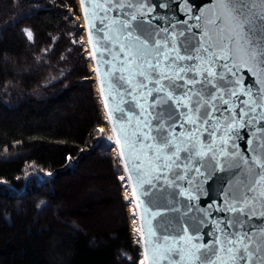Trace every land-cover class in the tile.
Segmentation results:
<instances>
[{"label":"snow or ice","instance_id":"6c2138e0","mask_svg":"<svg viewBox=\"0 0 264 264\" xmlns=\"http://www.w3.org/2000/svg\"><path fill=\"white\" fill-rule=\"evenodd\" d=\"M153 3L155 9L173 11L171 0ZM207 3L212 7L201 12L202 5L193 4L186 20L159 27L154 17L147 18L155 9L144 0L92 5L99 20V27L92 24L96 46L103 47L99 55L115 92L111 99L120 100L109 121L119 113L116 119L131 128L133 147L139 146L136 177L156 173L141 184L142 196L148 197L140 200L145 219L151 216L142 264H148L149 248L152 264L157 258L161 264H264V0ZM81 6L87 23L89 5L81 0ZM109 13L114 14L110 22ZM242 74L255 81L245 87ZM241 129L248 131L241 135ZM120 131L127 143L128 129L122 124ZM234 137L244 140L243 159L231 147ZM218 152L225 159L234 156L232 176L242 175L239 187L228 193L231 203L216 222L211 243L203 239L207 232L195 235L199 224L192 226V235L187 227L175 231L154 225L160 213L151 212V196L158 182L178 187L192 171L211 177L222 167ZM242 165L247 166L243 171Z\"/></svg>","mask_w":264,"mask_h":264},{"label":"trees","instance_id":"16d2710c","mask_svg":"<svg viewBox=\"0 0 264 264\" xmlns=\"http://www.w3.org/2000/svg\"><path fill=\"white\" fill-rule=\"evenodd\" d=\"M76 10L0 0V264L142 259Z\"/></svg>","mask_w":264,"mask_h":264},{"label":"water","instance_id":"95a60500","mask_svg":"<svg viewBox=\"0 0 264 264\" xmlns=\"http://www.w3.org/2000/svg\"><path fill=\"white\" fill-rule=\"evenodd\" d=\"M80 17L82 20L81 30H84L85 39L87 43V50L90 57V63L93 69V79L96 82L101 106L107 120L108 126L111 131V143L114 144L117 151L118 157L120 159L121 168L124 174V177L127 181V185L130 192V197L132 200L137 228L143 231L144 236L141 238V231H138L139 242L141 246V255L142 261L145 259V248L148 246V231H147V219H151V216H148L145 219V213L143 211V205L140 203L141 199H148V197L142 196V187L141 184L155 177L156 173L152 172L150 175L143 176L138 179L133 171L137 156H138V147H133L132 137L130 135L131 128L126 122L116 119V116L119 113L113 114V119L109 121V114L113 112V109L120 104L119 97L115 100L111 99L112 96H115V92L109 87L110 83V74L107 70V65H105L103 59L100 57V52L103 51V47H97L96 42L99 39L98 34L95 29L92 28V24H96L99 27V20L96 15V9L92 7L100 0H85V4H88V22L85 20V8L81 6V0H76ZM165 4L168 3V0H163ZM173 5V11L169 12L168 8L162 7L155 9V4L153 0H144V3L155 9L150 17H147L152 20L154 26H163L167 25L169 21L175 24L177 21H183L187 19L186 12L189 8L195 5H202L201 12L207 8H211L212 5L207 3V0H171ZM113 13H109V22L113 18ZM91 35L93 44H89V36ZM95 52L96 56L93 58L92 53ZM241 80L244 82V86L247 87L249 83L255 81V77L249 78L245 75H241ZM103 88V95H102ZM105 103L108 104V108H105ZM135 124V121L132 122ZM128 129L129 138L127 143H125L124 135L121 133V126ZM115 129V131L113 130ZM248 130L241 129V135L245 134ZM250 135V134H249ZM120 140V143H117V140ZM234 143L231 147L234 148L235 153L240 154L241 158H244V140L233 138ZM218 159L221 161L222 167H217L212 176L208 175V172H204V175L201 176L199 173L194 171L189 172L187 179L181 181L178 187H173L170 184V181H159L158 187L154 189V194L151 196L153 207L151 212L160 213L157 215L152 223L158 225L161 229L165 225H169V230L179 231L183 228H189V235H192V226L199 224L200 232H196V236H200L203 232H207L208 235L204 236L203 239L211 243L212 240V231L215 230L216 222L221 218L226 216L223 209L229 203H231L228 193L233 191L236 187H239L241 180V172H237L235 176H232V172L236 171L235 163L237 162L234 156H230L227 159L221 154L217 153ZM141 160L145 158L140 156ZM241 159V163H242ZM203 164L204 161H201ZM127 165V171L126 166ZM143 167L147 170V161L145 160ZM246 165H242L243 168H246ZM202 171L203 168H202ZM183 174V172H182ZM129 176L132 177L131 181ZM213 179L215 182L213 183ZM171 180V177H170ZM211 184V189L209 185ZM144 187H147V184L144 183ZM136 189V195H133V189ZM183 192L184 195L179 193ZM142 224L144 225L141 228ZM154 243V242H153ZM149 260L148 264H152V250L149 248L148 252ZM157 264H161L159 258H157Z\"/></svg>","mask_w":264,"mask_h":264},{"label":"rangeland","instance_id":"374dc122","mask_svg":"<svg viewBox=\"0 0 264 264\" xmlns=\"http://www.w3.org/2000/svg\"><path fill=\"white\" fill-rule=\"evenodd\" d=\"M76 4H77V2H76ZM76 11H77V14H75L74 17H75V19H77L78 21H80V23H79V26H80L79 29H80V32H81V35H82V39L84 41H86L85 34H84V30H81L82 20H81V17H80V13H79V10H78V6H77V10ZM84 52H85V55H86V57L88 59V67L90 69H92V66H91V63H90L89 53H88V50H87V44H86V46L84 48ZM93 76L94 75H93V72H92V74H91V76L89 78H92ZM95 86H96V82H95ZM97 94H98V92H97ZM103 120H104V122L101 125L100 129L102 131H104L107 134V136L109 137V136H111V131H110V128L108 126V123H107V120H106L105 116L103 117ZM110 140H111V138H109V141ZM110 144H112V143L110 142ZM111 153H112V155H115L116 154L115 147H113L111 149ZM122 179H124V181H121L122 194H123V199L127 203L126 211H127V216H128L130 231L134 235V238L136 237V239H138V228H137L136 216H135V212H134L132 200H131V197H130V192H129V188H128V185H127V181H126L124 175L120 177V180H122ZM60 207H61V205L58 206V210L60 209ZM117 215H118V213H116L114 215V217H117ZM136 242H138V241L136 240ZM138 262H139V264H142V259L140 258V260Z\"/></svg>","mask_w":264,"mask_h":264}]
</instances>
